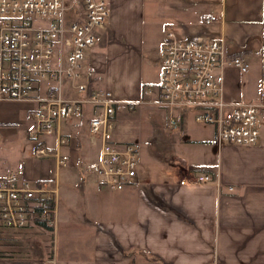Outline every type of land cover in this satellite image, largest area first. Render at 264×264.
I'll return each mask as SVG.
<instances>
[{
    "label": "crops",
    "instance_id": "obj_1",
    "mask_svg": "<svg viewBox=\"0 0 264 264\" xmlns=\"http://www.w3.org/2000/svg\"><path fill=\"white\" fill-rule=\"evenodd\" d=\"M106 1L109 21L97 30L95 45L86 56L94 73L93 89L105 90L119 101L146 100L142 106L153 109L157 139L150 148H139L121 131L127 116L117 117L113 139L138 146V173L132 187L111 192L80 174L78 163L93 162L98 154L88 141L90 109L78 119L62 122L61 132L70 139L62 152L70 154V164L57 169L52 159L32 157L34 142L28 133L36 104L24 102L29 108L22 124L28 127L20 142L0 143V178L15 174L20 181H53L59 193L58 227L25 229L37 234L26 236L30 254L23 255L27 251L23 253L22 232L0 224V264H264V123L252 147L216 145L214 130L194 123L195 111L152 103L169 26L218 44L227 59L241 58L248 65L254 58L260 68L264 0H150V10L156 5L163 12L158 44L157 36H149L153 40L147 42L152 30L144 34L147 0ZM208 16L217 18L210 27L202 24ZM236 70L224 66L219 71L223 101L259 102L262 72L255 98L237 90L238 80L231 77ZM47 85L41 84L36 95L42 96ZM66 87L65 97H78ZM145 89L153 91L151 98H144ZM172 122L177 123L176 130ZM20 124L19 119H0V132L9 135ZM49 143L53 146V141ZM84 149L89 154L84 155ZM201 173L214 182L181 184Z\"/></svg>",
    "mask_w": 264,
    "mask_h": 264
},
{
    "label": "built area",
    "instance_id": "obj_2",
    "mask_svg": "<svg viewBox=\"0 0 264 264\" xmlns=\"http://www.w3.org/2000/svg\"><path fill=\"white\" fill-rule=\"evenodd\" d=\"M108 21L106 0H0V102L36 104L30 114L33 128L28 133L34 142L32 157L52 159L57 169L70 164L69 155L62 152L70 144L61 132L62 122L78 119L90 109L88 141L98 154L92 163L81 167V177L111 192H121L135 183L139 149L114 141L117 117L147 101H119L105 90L93 89L94 73L86 56L95 45L97 30H103ZM216 22L215 16L202 20L206 27ZM260 39L264 42V27ZM162 51L154 105L195 111L194 123L211 127L216 145L257 144L259 125L264 123V55L260 59V101L232 105L222 99L219 71L233 66L246 74L249 66L241 58L227 59L218 44L198 34L186 35L174 26L165 31ZM44 83L48 85L43 95H36ZM65 86L78 97H65ZM143 96L151 98L153 91L145 89ZM172 124L176 130L177 123ZM213 182L212 176L201 173L191 174L181 184ZM58 194L53 181H20L15 174L0 178L2 228L17 232L44 225L56 231Z\"/></svg>",
    "mask_w": 264,
    "mask_h": 264
},
{
    "label": "rangeland",
    "instance_id": "obj_3",
    "mask_svg": "<svg viewBox=\"0 0 264 264\" xmlns=\"http://www.w3.org/2000/svg\"><path fill=\"white\" fill-rule=\"evenodd\" d=\"M216 1L218 0H215V2ZM151 4L152 3L150 2V0H147L148 9L146 10V12H144V17H143L144 34L145 32L152 30L153 33L151 34L149 33L146 35V39H150L147 42L151 43V41L153 40L149 36L151 37L157 36V38H155L154 40L156 44H158L161 42L160 37L162 35V28H163L162 26L163 25V12L159 11L158 6L156 5H155L156 9H153V11L150 10ZM123 55H124V52L121 54V56ZM248 65H249V70L246 74L241 75V73L238 70H236L240 74H238L235 71H232L231 77L234 80H238V85H237L238 91L247 92L249 95L255 96V98H257L258 97L257 83L261 76V71L254 58L250 59V62H248ZM233 68L234 70L236 69L235 67L230 66V69H233ZM156 69L159 70V66L156 65ZM65 92L69 93L66 86L64 89V93ZM258 99H260V96ZM249 104H253V103H249ZM28 108H29L28 103H24V102H13V101L0 102V119H4V118L19 119V121L21 122L19 126H16V128H18L16 132L9 133V135H5V134L2 135L0 132V143L4 145L8 143L9 141L20 142L22 139H24V133L28 126L22 123L26 121V115H27ZM148 108H150V111ZM151 110L153 109L150 106L146 107V106L138 105L133 112L126 113V114L123 113L124 117L127 116L126 117L127 122L123 124V126L121 127V131L127 134L129 137V140H132L135 144L139 146V148H150L152 144L154 143L155 139H157L156 134H155V126L153 125V123L155 124V121L153 119L154 116L151 113ZM87 153H88V150L84 149V155H87ZM71 159L73 160L72 156H71ZM90 163H88V161H80L78 163L79 170H81V167H83L84 165L87 166ZM31 228H35V227H31ZM23 231L24 230L17 231V233L22 232L23 234V240H22L23 253H24V250L28 252V253L26 252L23 255H28L30 254L29 253L30 249H29V243L27 242L30 241V239L27 238L26 236L28 234H32L33 236H36L37 232L33 231L31 233H28V231L27 232H23ZM32 240H36V238L32 237Z\"/></svg>",
    "mask_w": 264,
    "mask_h": 264
}]
</instances>
